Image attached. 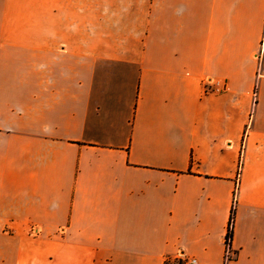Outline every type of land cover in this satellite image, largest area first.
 <instances>
[{
    "label": "crops",
    "instance_id": "obj_1",
    "mask_svg": "<svg viewBox=\"0 0 264 264\" xmlns=\"http://www.w3.org/2000/svg\"><path fill=\"white\" fill-rule=\"evenodd\" d=\"M179 254L264 264V0H0V264Z\"/></svg>",
    "mask_w": 264,
    "mask_h": 264
},
{
    "label": "built area",
    "instance_id": "obj_2",
    "mask_svg": "<svg viewBox=\"0 0 264 264\" xmlns=\"http://www.w3.org/2000/svg\"><path fill=\"white\" fill-rule=\"evenodd\" d=\"M209 85V87H208ZM205 88L207 90H210L211 92H220L223 90L222 87L217 86V83H212L211 80H207L205 84ZM209 88V89H208ZM230 239L227 238L225 241V255H224V261L228 262L232 258V253L230 250ZM180 262V264H196L195 259L193 258H186L183 256V254H179L177 257L171 259V261Z\"/></svg>",
    "mask_w": 264,
    "mask_h": 264
},
{
    "label": "trees",
    "instance_id": "obj_3",
    "mask_svg": "<svg viewBox=\"0 0 264 264\" xmlns=\"http://www.w3.org/2000/svg\"><path fill=\"white\" fill-rule=\"evenodd\" d=\"M233 214H234V212H233V210H231V216H230V219H229V227H228V230H227V233H226V236H225V241H226L227 238H229L231 240V237H232L231 226H232V221H233ZM163 264H180V262L176 263L175 260L171 261V259L166 258L164 260Z\"/></svg>",
    "mask_w": 264,
    "mask_h": 264
}]
</instances>
